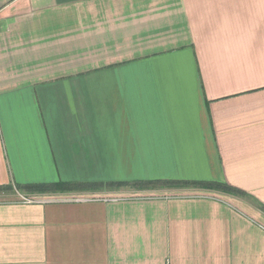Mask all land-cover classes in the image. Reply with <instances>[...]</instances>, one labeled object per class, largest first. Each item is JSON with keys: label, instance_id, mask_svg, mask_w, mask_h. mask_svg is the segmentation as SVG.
I'll return each instance as SVG.
<instances>
[{"label": "crops", "instance_id": "0c3cea01", "mask_svg": "<svg viewBox=\"0 0 264 264\" xmlns=\"http://www.w3.org/2000/svg\"><path fill=\"white\" fill-rule=\"evenodd\" d=\"M53 182L0 264H264V0H0V186Z\"/></svg>", "mask_w": 264, "mask_h": 264}, {"label": "trees", "instance_id": "16d2710c", "mask_svg": "<svg viewBox=\"0 0 264 264\" xmlns=\"http://www.w3.org/2000/svg\"><path fill=\"white\" fill-rule=\"evenodd\" d=\"M166 185V186H186V185H195V186H201V187H209V186H219L223 187L224 190L227 192L234 194V195H241L244 196V192L241 190L231 187L227 184H221V183H194V182H179V181H134V182H125V183H116L115 186L118 187H125V186H146V185ZM86 185L80 184V183H73V182H53V183H32V184H26L23 186H13L12 184L0 186V192L1 191H8L11 192L13 189L16 191L21 192H32V193H49V192H65V191H74L78 189H83ZM262 209H264V206H262Z\"/></svg>", "mask_w": 264, "mask_h": 264}, {"label": "rangeland", "instance_id": "374dc122", "mask_svg": "<svg viewBox=\"0 0 264 264\" xmlns=\"http://www.w3.org/2000/svg\"><path fill=\"white\" fill-rule=\"evenodd\" d=\"M102 187H100L101 189ZM170 188V186H166V185H146V186H137V187H132V186H125V187H120L119 189H124L125 191H127V194H133V192H136L135 195L139 194L141 195L142 193L144 194V196H157V195H161V194H165V193H168V194H171L168 189ZM176 188V187H174ZM194 188L196 189H200V190H210V191H215V192H219V193H222V194H226V195H232V196H238L237 194L234 195V194H231L229 192H227L226 190L223 189V187H219V186H209V187H201V186H194ZM157 190V191H156ZM165 190V191H164ZM123 191V190H122ZM13 192V193H12ZM65 193V194H64ZM98 194H106V192H97ZM118 194L121 195V193L117 192ZM193 195H201L203 194V192H200V191H197L195 190V192H191ZM7 196V195H15V198L19 199V196L17 195L16 191L13 189V191L11 192H8L6 191L3 192L1 191L0 192V196H3V195ZM40 194H47V195H40ZM50 194V195H49ZM53 194V195H52ZM59 194H64V195H61V196H64V197H67L68 199H79V198H84L86 197V195H83L82 194V191L81 190H77L73 193H69V191H65V192H59V191H55V192H49V193H35V195H33V198H28L27 199H30L32 201H48V200H53L54 198H59V197H56V196H59ZM216 194V193H215ZM94 195V194H93ZM117 195V194H116ZM137 195V196H139ZM6 198H9L10 197H6ZM14 198V197H12ZM26 198V197H25ZM263 210V209H262Z\"/></svg>", "mask_w": 264, "mask_h": 264}, {"label": "built area", "instance_id": "2783aa9c", "mask_svg": "<svg viewBox=\"0 0 264 264\" xmlns=\"http://www.w3.org/2000/svg\"><path fill=\"white\" fill-rule=\"evenodd\" d=\"M25 201H26V202H31V200H30V199H25Z\"/></svg>", "mask_w": 264, "mask_h": 264}]
</instances>
